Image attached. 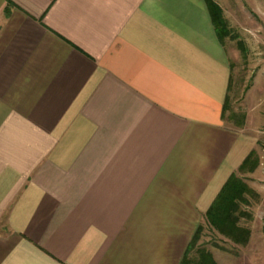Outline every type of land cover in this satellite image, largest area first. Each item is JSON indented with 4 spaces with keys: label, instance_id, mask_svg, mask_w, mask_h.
<instances>
[{
    "label": "crops",
    "instance_id": "1",
    "mask_svg": "<svg viewBox=\"0 0 264 264\" xmlns=\"http://www.w3.org/2000/svg\"><path fill=\"white\" fill-rule=\"evenodd\" d=\"M214 1L264 41V0ZM224 38L206 0H0V264H182L264 121H224ZM251 188L248 241L198 243L218 264H264Z\"/></svg>",
    "mask_w": 264,
    "mask_h": 264
},
{
    "label": "rangeland",
    "instance_id": "2",
    "mask_svg": "<svg viewBox=\"0 0 264 264\" xmlns=\"http://www.w3.org/2000/svg\"><path fill=\"white\" fill-rule=\"evenodd\" d=\"M241 40H237V37L224 38V43L228 50L231 48H236L235 54L230 52L229 89L223 112L224 121L226 124L233 127L245 125L247 121L246 114L250 109V102L254 101L256 103L264 98V41H260V45L257 44L254 48L252 46L245 48V51L243 50V52L238 47V42H242L244 39L242 41ZM256 76L257 80H255ZM255 134L257 138L256 146L253 150L254 154L250 159L251 161H255V168L252 171H236V174L242 178V180L253 192H248L245 194L246 202L241 204V208L244 210H247L248 204L249 207H252L255 204L260 203L262 200V195H260L256 189L254 190L251 187L264 190V185L261 187L259 185L260 182H264V175L263 177L258 176V171L260 170L259 167L261 165L262 169L264 167V121L261 122L260 126L257 128V131H255ZM242 219L240 222L248 221L246 219ZM201 234L202 236L198 240V243L202 241L212 242L218 245L224 252L236 253L237 247H234L229 241L223 240L215 230H208L207 227L204 226ZM191 254L194 255L193 252Z\"/></svg>",
    "mask_w": 264,
    "mask_h": 264
},
{
    "label": "trees",
    "instance_id": "3",
    "mask_svg": "<svg viewBox=\"0 0 264 264\" xmlns=\"http://www.w3.org/2000/svg\"><path fill=\"white\" fill-rule=\"evenodd\" d=\"M206 2L216 32L222 40L230 34L231 29L222 16L220 6L214 0H206ZM238 46L242 51L246 48L242 42H238ZM253 154L254 151L252 150L239 166V171H252L255 168V161L250 160ZM248 192H252V190L236 172H233L206 211L205 221L208 227L235 243L245 244L248 241L249 229L241 226L240 220L251 217L248 211L241 208V204L246 202L245 194ZM201 233L202 226L198 225L187 246L186 256L182 260V264H218L211 252L204 245L198 244ZM192 252L194 255L191 254Z\"/></svg>",
    "mask_w": 264,
    "mask_h": 264
}]
</instances>
